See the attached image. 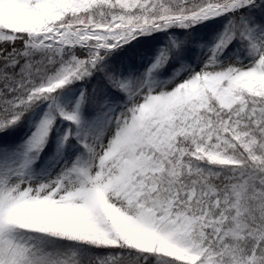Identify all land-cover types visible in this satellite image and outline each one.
<instances>
[{"label": "snow or ice", "instance_id": "obj_1", "mask_svg": "<svg viewBox=\"0 0 264 264\" xmlns=\"http://www.w3.org/2000/svg\"><path fill=\"white\" fill-rule=\"evenodd\" d=\"M0 264H264V0H0Z\"/></svg>", "mask_w": 264, "mask_h": 264}]
</instances>
